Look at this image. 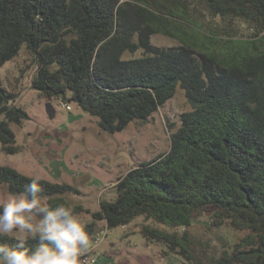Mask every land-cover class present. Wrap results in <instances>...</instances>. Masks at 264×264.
I'll return each mask as SVG.
<instances>
[{
    "label": "trees",
    "instance_id": "1",
    "mask_svg": "<svg viewBox=\"0 0 264 264\" xmlns=\"http://www.w3.org/2000/svg\"><path fill=\"white\" fill-rule=\"evenodd\" d=\"M158 34L176 44H153ZM23 45L37 65L32 88L76 103L107 132L147 121L178 87L192 106L171 132L169 151L129 170L115 199L100 201L85 225L89 236L98 221L113 228L143 216L140 233L180 264H264V0H0V67ZM17 96L0 79L7 153L18 151L10 124L29 118L13 104ZM30 178L0 165L10 193ZM40 184L53 207L71 205L63 195L77 192ZM208 211L212 224L248 234L212 249L188 231Z\"/></svg>",
    "mask_w": 264,
    "mask_h": 264
},
{
    "label": "rangeland",
    "instance_id": "2",
    "mask_svg": "<svg viewBox=\"0 0 264 264\" xmlns=\"http://www.w3.org/2000/svg\"><path fill=\"white\" fill-rule=\"evenodd\" d=\"M244 32L248 31L244 29ZM151 40L160 46L176 44L175 39L161 34L153 35ZM141 54L138 51L127 56ZM36 71L37 65L25 45L14 59L0 67L3 85L18 95L13 104L29 116L21 125L10 124L18 151L7 153L0 142V165L15 168L29 177L39 175L76 188L77 192H67L63 197L72 207H84L78 215L86 225L92 221V213L99 210L100 201L115 199L120 177L140 163L169 151L171 132L179 127L180 115L192 106L184 90L178 87L175 95L147 121H132L122 131L111 133L101 128L98 117L76 103L66 100L70 106L68 110L63 107L62 99H48L33 89ZM48 102L55 109L53 118L46 110ZM9 193L7 185L0 183V199ZM142 223H145L144 217L137 216L126 226L108 228L104 236L106 223L98 221L97 231L90 239L93 243L95 236L102 232L103 242L84 264H180L178 255L164 257L162 245L144 238L140 233ZM147 223L162 226L152 221ZM188 231L218 251L229 248L248 234V230L235 229L227 223L223 226L212 224L211 211L196 219ZM93 258H96L95 263L91 261Z\"/></svg>",
    "mask_w": 264,
    "mask_h": 264
},
{
    "label": "clouds",
    "instance_id": "3",
    "mask_svg": "<svg viewBox=\"0 0 264 264\" xmlns=\"http://www.w3.org/2000/svg\"><path fill=\"white\" fill-rule=\"evenodd\" d=\"M42 177H31L23 191L0 199V264H84L93 243L85 224L68 204H49ZM36 241L30 245L29 240Z\"/></svg>",
    "mask_w": 264,
    "mask_h": 264
},
{
    "label": "built area",
    "instance_id": "4",
    "mask_svg": "<svg viewBox=\"0 0 264 264\" xmlns=\"http://www.w3.org/2000/svg\"><path fill=\"white\" fill-rule=\"evenodd\" d=\"M62 105H63V107H65V108H67L68 110H70V106H69L66 102H62ZM107 231H108V228L104 231V236L107 234ZM100 233H102V232H100ZM100 233H99L98 235H96L95 238H94V240H93V248H92V250H91L88 254H86L85 257L82 258V260H83L85 263L89 260V258H90V253H91L93 250H95V248H97L98 245H99L101 242H103V239H102ZM91 261H92L93 263H95V262H96V258H93Z\"/></svg>",
    "mask_w": 264,
    "mask_h": 264
},
{
    "label": "water",
    "instance_id": "5",
    "mask_svg": "<svg viewBox=\"0 0 264 264\" xmlns=\"http://www.w3.org/2000/svg\"><path fill=\"white\" fill-rule=\"evenodd\" d=\"M46 110H47V113L49 114V116L51 118H53L54 115H55V109L53 108V106H52V104L50 102H48L46 104Z\"/></svg>",
    "mask_w": 264,
    "mask_h": 264
}]
</instances>
